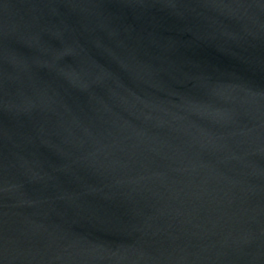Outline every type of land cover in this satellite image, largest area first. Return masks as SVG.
Segmentation results:
<instances>
[{"label":"water","instance_id":"water-1","mask_svg":"<svg viewBox=\"0 0 264 264\" xmlns=\"http://www.w3.org/2000/svg\"><path fill=\"white\" fill-rule=\"evenodd\" d=\"M0 264H264V0H0Z\"/></svg>","mask_w":264,"mask_h":264}]
</instances>
